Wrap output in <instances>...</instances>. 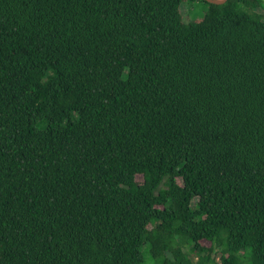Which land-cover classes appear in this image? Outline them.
<instances>
[{
    "label": "trees",
    "instance_id": "obj_1",
    "mask_svg": "<svg viewBox=\"0 0 264 264\" xmlns=\"http://www.w3.org/2000/svg\"><path fill=\"white\" fill-rule=\"evenodd\" d=\"M195 1L0 0V264H264V0Z\"/></svg>",
    "mask_w": 264,
    "mask_h": 264
},
{
    "label": "rangeland",
    "instance_id": "obj_2",
    "mask_svg": "<svg viewBox=\"0 0 264 264\" xmlns=\"http://www.w3.org/2000/svg\"><path fill=\"white\" fill-rule=\"evenodd\" d=\"M207 5L201 1V0H197L195 1L193 4L190 2L186 3V7L184 10V15H185V20L186 21H190L193 18H198L200 16H203L205 9H206ZM138 180H143V176L142 175H138L137 176ZM179 182L182 183V179L179 178Z\"/></svg>",
    "mask_w": 264,
    "mask_h": 264
},
{
    "label": "water",
    "instance_id": "obj_3",
    "mask_svg": "<svg viewBox=\"0 0 264 264\" xmlns=\"http://www.w3.org/2000/svg\"><path fill=\"white\" fill-rule=\"evenodd\" d=\"M207 1H209L210 3L221 4V3L226 2L227 0H207Z\"/></svg>",
    "mask_w": 264,
    "mask_h": 264
}]
</instances>
